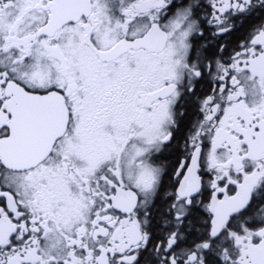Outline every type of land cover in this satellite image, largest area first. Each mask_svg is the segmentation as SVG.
Masks as SVG:
<instances>
[{"label": "snow or ice", "instance_id": "snow-or-ice-1", "mask_svg": "<svg viewBox=\"0 0 264 264\" xmlns=\"http://www.w3.org/2000/svg\"><path fill=\"white\" fill-rule=\"evenodd\" d=\"M0 264H264V0H0Z\"/></svg>", "mask_w": 264, "mask_h": 264}]
</instances>
